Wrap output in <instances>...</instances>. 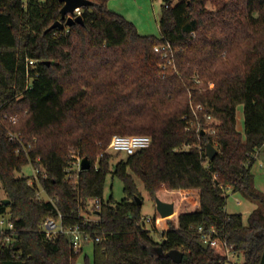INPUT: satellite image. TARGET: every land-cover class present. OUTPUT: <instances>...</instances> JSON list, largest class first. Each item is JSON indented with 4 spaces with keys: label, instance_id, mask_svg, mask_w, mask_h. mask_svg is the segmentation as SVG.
Returning <instances> with one entry per match:
<instances>
[{
    "label": "trees",
    "instance_id": "16d2710c",
    "mask_svg": "<svg viewBox=\"0 0 264 264\" xmlns=\"http://www.w3.org/2000/svg\"><path fill=\"white\" fill-rule=\"evenodd\" d=\"M89 1L83 25L60 30L50 29L61 20L60 0H0V184L10 201L0 200V216L16 230L0 248V264H75L83 249L42 234L44 220L58 214L91 236L93 264H176L171 251L183 253L180 264H230L224 242L243 264H264V194L252 173L264 146V0H219L215 9L203 0H163L160 37L141 35L109 9L112 0ZM164 41L177 72L160 68L154 48ZM198 105L204 113L194 115ZM204 114L217 121L214 136L197 132L207 127ZM9 130L32 145L28 154L16 153ZM116 135L148 136L152 144L112 170L106 150ZM209 144L218 150L213 160ZM76 155L92 167L73 183ZM30 164L45 169L39 184L18 176ZM108 174L123 183L119 203L103 199ZM138 182L153 199L162 190L196 192L199 208L179 214L178 226L169 222L156 242L143 223ZM229 192L257 206L247 226L226 212ZM98 199L96 221L84 223ZM199 228H215L218 246L201 247Z\"/></svg>",
    "mask_w": 264,
    "mask_h": 264
},
{
    "label": "rangeland",
    "instance_id": "374dc122",
    "mask_svg": "<svg viewBox=\"0 0 264 264\" xmlns=\"http://www.w3.org/2000/svg\"><path fill=\"white\" fill-rule=\"evenodd\" d=\"M203 1L209 9H215L217 3L219 2V0ZM164 6L165 4L163 3V0H112L109 2V9L117 14L122 15L128 21L135 24L141 35L156 37H160L159 20L161 19ZM1 124L3 125V121H1ZM237 129L244 135L245 126L242 106H239L237 109ZM106 153L112 157V170L118 162L126 159L124 154L113 152L109 149V146L106 150ZM100 158L101 156L98 157L97 162ZM252 173L255 177L256 188L264 194V146L257 151L256 160L252 166ZM18 176L32 178L34 176L33 166L28 165L24 167ZM72 181L75 183L76 177H72ZM137 185L143 201L141 209L143 223L145 224V228L152 233V236L156 242L162 241V232L168 230L169 222L175 224L176 227L178 226L179 214L185 211H195L198 209L199 197L196 192L191 191L186 193H178L171 198L173 201L172 203H175V206L178 207L177 215L175 217L173 215V217L169 220L163 218L165 221L159 223L158 220L161 217L157 213L155 199H153L148 194L140 182H138ZM228 195L229 197L227 199L226 212L230 215L241 214L243 216L244 224L247 226L249 224V216L257 208V206L254 203L243 199L239 194H233L229 192ZM111 197L113 198L114 202L119 203L125 198V194L122 181L117 177H113L112 174H108L106 178L103 199L108 201ZM156 197H159L164 201H167L169 198L167 194H157ZM5 198V193L2 190L0 184V200ZM42 199L46 200V196L44 194H42ZM90 217L93 218L92 215ZM86 258L90 260V264H93L94 255L93 246L91 244L84 247L83 252L80 254L75 264H86ZM243 263V256H240L238 259L231 260V264Z\"/></svg>",
    "mask_w": 264,
    "mask_h": 264
},
{
    "label": "built area",
    "instance_id": "2783aa9c",
    "mask_svg": "<svg viewBox=\"0 0 264 264\" xmlns=\"http://www.w3.org/2000/svg\"><path fill=\"white\" fill-rule=\"evenodd\" d=\"M82 15V9H77L75 11V17ZM155 53L160 55L161 59L163 60V63L160 65V68L163 71H167L168 69H172L175 72H177L176 64H175V50L172 46V44L168 41H164L159 46H156L154 48ZM36 64L35 61H28V66H34ZM195 83L197 85H200L201 82L197 78L195 80ZM212 87V85H211ZM192 111L194 115H197L198 113H204V107L201 105H198L196 107L192 106ZM204 119L206 122L207 127L205 129H202L201 124H198L197 126V132L199 133L204 132L208 134L209 136H214L216 134V131L212 125L216 124V120L208 114H204ZM11 122L13 124L16 123V119H12ZM1 124V119H0ZM8 139L10 142L17 144L16 153L20 154L21 152H24L25 154H28L29 150L32 149L31 144H26L25 140L22 136L21 132H15V131H8ZM152 144V139L148 136H120L116 135L112 138L109 149L112 150L115 153L118 154H124L125 156H131L136 154L137 152H140L142 150L148 149ZM74 161L71 164V167L68 169V178L72 179V177H76V181L78 178V175L82 171L81 163L83 160V157H80V155L74 156ZM38 164L40 162V159L38 158L36 161ZM34 168V176L30 179V183H36L39 184L40 175H46L45 169L40 166H35L33 164H30ZM42 194H44L42 191L38 192L37 198L39 200L42 199ZM45 195V194H44ZM102 205L101 200H95L90 205V213L85 215L84 223H92L96 221V216L93 214V211L100 210ZM93 218H91V215ZM42 234L46 241L48 242H55L57 241L61 236H65L69 239L71 248L75 252H80L86 245L91 244V236L83 231L79 225H68L64 222V218L61 214H58L57 217H49L44 220L42 223ZM15 225L11 221L10 216H0V248L2 246H8L9 244L13 243L15 241ZM198 237H199V243L206 244L208 247H217L218 242V233L215 228H211L209 230H206L204 228H199L198 231ZM224 246L226 248L227 258L228 261L231 264L232 259H238L241 255L236 253L233 250V247L229 246L226 242H224Z\"/></svg>",
    "mask_w": 264,
    "mask_h": 264
},
{
    "label": "water",
    "instance_id": "95a60500",
    "mask_svg": "<svg viewBox=\"0 0 264 264\" xmlns=\"http://www.w3.org/2000/svg\"><path fill=\"white\" fill-rule=\"evenodd\" d=\"M60 2L63 4V7L60 11L61 20L55 22L50 29L64 30L66 27H72L75 24L83 25L82 15L75 17V11L77 9H83L93 5V3L89 0H60ZM202 135H204V132H202ZM206 154L209 160H213L218 154V150L212 144H209L206 147ZM91 167L92 165L90 160L87 157L83 158L81 163L82 171H88L91 169ZM136 199L138 201V205L142 206V201L138 198ZM1 203L9 204L10 201L3 199L1 200ZM155 203L157 213L161 218H166L169 220V217L174 215L176 208L175 203L164 202L159 197L155 198ZM199 244L201 247L208 249L206 244ZM159 252L162 253V250ZM167 256L176 264H180L183 259V253L180 251H171L167 254Z\"/></svg>",
    "mask_w": 264,
    "mask_h": 264
},
{
    "label": "crops",
    "instance_id": "0c3cea01",
    "mask_svg": "<svg viewBox=\"0 0 264 264\" xmlns=\"http://www.w3.org/2000/svg\"><path fill=\"white\" fill-rule=\"evenodd\" d=\"M109 6V5H108ZM120 15V14H119ZM122 16V15H121ZM140 33V32H139ZM186 192H191V191H189V190H177V191H168V190H162V191H160L159 193H158V195L159 194H167V196L169 197L168 198V200L167 201H164V200H162V201H164V202H170V203H172L173 201L171 200V198H172V196H175L176 194H178V193H186ZM177 209L175 210V214H174V217L177 215V212H178V207H176ZM198 208H199V206H198ZM173 216H171V217H169V218H172ZM159 223H162V222H164L165 220L163 219V218H159Z\"/></svg>",
    "mask_w": 264,
    "mask_h": 264
},
{
    "label": "bare ground",
    "instance_id": "6f19581e",
    "mask_svg": "<svg viewBox=\"0 0 264 264\" xmlns=\"http://www.w3.org/2000/svg\"><path fill=\"white\" fill-rule=\"evenodd\" d=\"M175 210H176V208H175ZM175 214V213H174ZM173 216V215H172ZM169 219H171V218H169ZM168 220V219H167Z\"/></svg>",
    "mask_w": 264,
    "mask_h": 264
}]
</instances>
